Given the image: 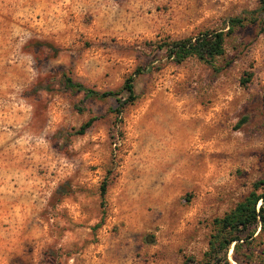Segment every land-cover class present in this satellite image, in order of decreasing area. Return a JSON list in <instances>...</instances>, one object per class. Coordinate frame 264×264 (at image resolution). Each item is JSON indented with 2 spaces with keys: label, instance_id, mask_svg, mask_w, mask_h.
Masks as SVG:
<instances>
[{
  "label": "rangeland",
  "instance_id": "rangeland-1",
  "mask_svg": "<svg viewBox=\"0 0 264 264\" xmlns=\"http://www.w3.org/2000/svg\"><path fill=\"white\" fill-rule=\"evenodd\" d=\"M49 1L20 0L25 17L0 34V192L19 203L0 218V264L199 263L213 220L264 182L257 0ZM232 18L246 21L213 66L157 49ZM137 68L120 114L63 86L119 90ZM248 241L229 264H264V230Z\"/></svg>",
  "mask_w": 264,
  "mask_h": 264
},
{
  "label": "trees",
  "instance_id": "trees-1",
  "mask_svg": "<svg viewBox=\"0 0 264 264\" xmlns=\"http://www.w3.org/2000/svg\"><path fill=\"white\" fill-rule=\"evenodd\" d=\"M258 11L264 16V0H257ZM245 19L232 18L228 21L226 31L207 30L195 36L172 40L157 46L158 50L165 52L168 59L176 64H181L190 57L213 66L215 60L224 54V44L226 37H229L234 29L243 27ZM255 22V19L252 21ZM264 25V21H262ZM264 33V26L261 28ZM143 69L137 68L133 74L127 77L119 90L98 92L85 87L83 84L73 81L72 78L64 76L63 86L72 93L82 92L84 98L106 99L114 98L118 107L114 110L116 114L122 112L125 105L131 104L137 98L134 93V81L138 75L143 73ZM121 92L125 93V98L120 97ZM264 101V95H263ZM94 118L88 119L79 129V133L91 126ZM107 182L100 186V205H104ZM253 190L238 202L235 207L221 218L213 220L214 233L210 236L208 249L203 254V258L197 264H229L227 254L232 247L233 257L243 243H248L254 235L257 227L264 230V182H256ZM257 190L260 192L257 193ZM184 264H188L185 262Z\"/></svg>",
  "mask_w": 264,
  "mask_h": 264
},
{
  "label": "crops",
  "instance_id": "crops-1",
  "mask_svg": "<svg viewBox=\"0 0 264 264\" xmlns=\"http://www.w3.org/2000/svg\"><path fill=\"white\" fill-rule=\"evenodd\" d=\"M19 1L20 0H5V29L2 28V22H1L0 23V34H3L5 31H8L9 28L16 26L15 22L19 21L20 17L21 18L25 17V12H24L25 9L23 8V6L19 5L18 3ZM40 1L41 0H33V1L28 0V2H30L28 6L32 7L38 3L40 4ZM53 1L56 2V0L49 1L50 6H52ZM3 190L4 192H0V218H5V216L7 215L6 212H7V209H9L8 204L10 202H13L14 204H19L18 201H16L17 199H14L13 196H10L7 193H5L4 187H3ZM29 199H24V200H29ZM26 203L28 205L26 209H31L32 206L30 205V202L29 204L28 202ZM2 223H4V221H2ZM1 247L5 248V228L3 230V228L0 226V248Z\"/></svg>",
  "mask_w": 264,
  "mask_h": 264
},
{
  "label": "bare ground",
  "instance_id": "bare-ground-1",
  "mask_svg": "<svg viewBox=\"0 0 264 264\" xmlns=\"http://www.w3.org/2000/svg\"><path fill=\"white\" fill-rule=\"evenodd\" d=\"M182 123V122H181ZM184 124V123H183ZM187 125V124H186ZM190 127V126H189ZM191 130V129H190ZM189 134V133H188ZM189 136V135H188ZM186 144V143H185ZM189 144V143H188ZM186 146V145H185ZM184 146V147H185ZM190 150V149H189ZM177 152V151H176ZM175 152V153H176ZM174 153V154H175ZM181 153V152H180ZM170 154H172V153H170ZM184 155H183V158H184V160H187V159H190V154H188L187 152H185V153H183ZM170 156V155H169ZM193 156V155H192ZM177 157H180V155L179 156H177ZM182 158V157H181ZM176 161L178 162L179 160H177V158H176ZM166 164V163H165ZM178 164V163H177ZM181 164V163H180ZM194 164V163H193ZM172 173V172H171Z\"/></svg>",
  "mask_w": 264,
  "mask_h": 264
}]
</instances>
